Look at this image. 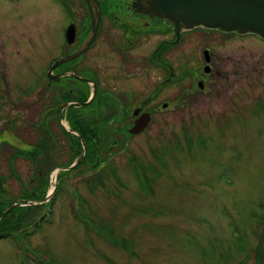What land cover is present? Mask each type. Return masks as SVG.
I'll list each match as a JSON object with an SVG mask.
<instances>
[{
  "label": "rangeland",
  "instance_id": "rangeland-1",
  "mask_svg": "<svg viewBox=\"0 0 264 264\" xmlns=\"http://www.w3.org/2000/svg\"><path fill=\"white\" fill-rule=\"evenodd\" d=\"M52 4L0 0V73L9 90L36 81L43 39L51 44L62 35V17L47 14ZM226 49L238 70L233 97L229 87L213 102L183 106L181 87H168L162 96L170 105L151 129L118 138L111 156L106 152L115 168L103 182L93 175L104 168H54L46 184L48 169L42 175L35 169L34 154L19 157L11 174L1 158L12 148L0 152L4 199L22 208L11 212L20 221L0 240V264H264V41L236 37ZM36 98L33 89L26 102L13 98L0 110L17 126L15 136H0V150L9 139L18 148L22 141L34 147ZM11 123L1 121L0 129ZM47 145L52 150L51 139ZM133 156L152 166L149 181ZM106 228L111 236L102 233Z\"/></svg>",
  "mask_w": 264,
  "mask_h": 264
},
{
  "label": "flooded vegetation",
  "instance_id": "flooded-vegetation-1",
  "mask_svg": "<svg viewBox=\"0 0 264 264\" xmlns=\"http://www.w3.org/2000/svg\"><path fill=\"white\" fill-rule=\"evenodd\" d=\"M52 5V12L51 6H46V12L56 19L62 17V35L51 44L43 39L45 49L38 51L36 81L25 89L9 90L6 73H0V110H5L13 98L26 102L33 89L37 90L35 103L39 107L34 147L22 141L23 147L18 148L9 139L1 143L6 146L0 152L12 149L1 161H7L13 174L19 157L32 159L29 155H36L35 169H40L41 175L48 169L46 184L51 169L67 170L78 160L73 168L114 169L112 162L106 161L113 153L112 146L118 144V138L141 136L151 129L157 115L170 105L171 100L162 92L172 85L181 87L183 106L213 102L229 87L233 97L238 70L227 62L232 59L227 46L236 37L253 36L264 41L255 33L203 25L177 29L166 18L140 11L136 0H98L100 19L93 17L86 0H53ZM66 57L69 59L60 62ZM141 117L148 118V126L139 133L132 132ZM1 121L12 122L13 129H0V136L14 135L15 119L0 114ZM61 138L66 142L62 147ZM50 139L52 150L47 145ZM0 181L5 187L2 174Z\"/></svg>",
  "mask_w": 264,
  "mask_h": 264
},
{
  "label": "water",
  "instance_id": "water-1",
  "mask_svg": "<svg viewBox=\"0 0 264 264\" xmlns=\"http://www.w3.org/2000/svg\"><path fill=\"white\" fill-rule=\"evenodd\" d=\"M86 1L93 17L100 19L98 0ZM136 6L140 11L170 20L177 29L203 25L226 31L251 32L264 38V0H136ZM68 59L66 57L60 62ZM147 126L148 118L141 117L132 132L139 133ZM79 161L65 169L71 170ZM19 205L15 203L8 207L0 215V220Z\"/></svg>",
  "mask_w": 264,
  "mask_h": 264
},
{
  "label": "trees",
  "instance_id": "trees-1",
  "mask_svg": "<svg viewBox=\"0 0 264 264\" xmlns=\"http://www.w3.org/2000/svg\"><path fill=\"white\" fill-rule=\"evenodd\" d=\"M163 152H161V153H163ZM156 153L157 152H154V154H156ZM161 153H160V155H162ZM154 157L156 159V155H154ZM129 160L133 165L137 166V168H140V170H142L145 173V181L146 182L149 181L150 176L148 174H150L149 172L152 169V166L150 165V167H149V165H146L144 162H141L135 156H133L132 159L130 158ZM98 170H100V169H98ZM105 172H106V169H103V172L101 175H99L100 172H95V174L93 176H94V178H97L96 180L98 182H103ZM2 184H3L2 181H0V215L3 213V211H5V209H7L12 204V202L6 204L7 201H6V199H4L5 198L4 195L6 193V190ZM22 195H23V193H22ZM23 197H25V196H23ZM27 201H28V199H27ZM14 210L21 212L22 208H19V207L14 208L13 210H11L8 214H6L0 220V240L3 238H8L9 236H11L13 234L11 228H13L15 225H17L20 221V218L16 216V214H19V213H16L12 217H10L12 214L11 212ZM41 219H43V217H41ZM39 224H36V227H39ZM104 230H107V228L103 229L102 233H104V234L106 233L107 235L111 236L109 232H107V231L104 232ZM123 243H124V248H127L128 250H131L133 252V249L128 247V245L131 246V244H129L128 241L126 242L125 240H123ZM243 250H245V249H243Z\"/></svg>",
  "mask_w": 264,
  "mask_h": 264
}]
</instances>
